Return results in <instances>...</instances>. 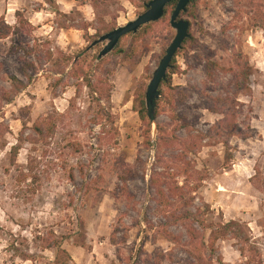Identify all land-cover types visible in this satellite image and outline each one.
<instances>
[{
	"label": "rangeland",
	"instance_id": "1",
	"mask_svg": "<svg viewBox=\"0 0 264 264\" xmlns=\"http://www.w3.org/2000/svg\"><path fill=\"white\" fill-rule=\"evenodd\" d=\"M145 1L0 0V28L2 20L15 26L22 12L43 46L26 58L14 52L17 37L0 39V264H251L253 254L243 257L232 238L218 242L210 256L211 231L199 225L197 242L186 226L168 227L185 250L162 237L170 224L154 178L170 211L191 210L214 227L247 225L256 263L264 264V22L257 18L260 27L252 26L248 0H199L182 15L192 38L172 75L175 104H162L149 132L135 100L147 92L176 36L172 15L144 27L139 37L122 39L102 59L107 43L94 46L144 14ZM239 54L252 69L248 83L234 78ZM65 56L76 58V68L91 75L99 92L88 89L83 74L73 76ZM24 59L39 69L32 83L22 74ZM12 76L27 87L13 90ZM219 97L241 103L237 124L254 129L247 141L229 140V150L218 139L202 140L226 117L225 104L221 114L210 112ZM176 116L186 117L190 128L177 130ZM159 129L170 143H162ZM15 147L21 150L14 159Z\"/></svg>",
	"mask_w": 264,
	"mask_h": 264
},
{
	"label": "trees",
	"instance_id": "2",
	"mask_svg": "<svg viewBox=\"0 0 264 264\" xmlns=\"http://www.w3.org/2000/svg\"><path fill=\"white\" fill-rule=\"evenodd\" d=\"M151 0L145 1V7L147 6V4L150 2ZM249 1V5L252 7V9L254 10L255 16L256 17H251L250 16V22H252V26L254 28H259L260 25L259 23H256L257 18H260L262 20V22H264V4L261 3H255L253 0H248ZM178 1L173 2L172 4H170L167 9H166V16L168 15H172L173 12L176 9ZM199 0H193L189 6L188 11L190 12L191 8L195 9L198 6ZM56 13V12H55ZM58 13V12H57ZM194 14V13H193ZM195 16V15H194ZM16 25L15 26H11L8 25L6 23V21H3V24L0 28V39L1 40H7L11 37H17L18 38V42L20 43L18 46H15V51L14 52H22L24 54V56L26 58H30V57H35L37 56L39 53H41L42 51L40 50L41 46L39 43L41 42L39 39L35 38V27L32 24V22L30 20H28L25 15L22 14V12H17L16 13ZM151 26L145 27L143 30L144 32L146 30H148ZM142 32V31H141ZM139 33L137 36L139 37L140 34ZM191 34V32H190ZM133 35H129L127 37H131ZM87 38H91V37H87ZM126 38V37H125ZM192 38V37H191ZM191 38L189 40L186 41V43L184 44V47L186 46V44L191 41ZM47 44V43H46ZM183 47V49H184ZM181 51L178 52L177 56L175 57V59L173 60L172 63V67L170 69V74H168L167 79L163 82L162 87L160 89L161 92V98L160 100L157 102V110H156V117L157 119L159 118L160 115V109L162 104L163 105H168V106H173L175 104V100H176V95H175V89L172 87V75H175L177 72H179V67L177 65V57L180 54ZM47 57L50 61H52L55 57V54L53 51H48L47 53ZM65 59L67 61V63H69V65L73 66V76L76 78H81L83 76V82H86V86L88 87V89H90L91 91H93L94 93L99 92L100 89L97 88L96 85L93 84V80L91 79V75H87L84 74L83 71H81L82 73H80V70L76 68L77 63L79 64V62L76 60L75 62V57H66ZM235 59V66L236 69L234 70V78L236 79L237 82H244V83H248L251 80V76H252V69L250 67V63L244 61L241 57V55H236L234 57ZM24 66L22 67V74L26 77V79L28 80L29 83H32L34 81V76L35 74H37L39 72V69L37 67V64L31 63L30 61H26V59H24ZM38 62H40V60L38 59ZM211 66H216L215 64H212ZM0 69H1V65H0ZM209 70H211V67L209 68ZM32 72V74H31ZM81 74H83L82 76H80ZM11 82H12V87L13 90H16L18 92H21L22 90H24L27 86L20 81L17 77L12 76L10 78ZM104 84V82L102 81V85ZM243 84V83H242ZM237 88L239 90V88L241 87L240 83H238ZM165 88V90H163L162 88ZM105 91V90H104ZM103 91V93H104ZM167 92V93H166ZM111 92L106 91L107 94V98H111ZM103 96V95H102ZM6 100H8L9 102H12L14 100V97H4ZM104 97H102L100 100H98V102H101L102 99ZM135 103L139 106L140 110H139V114H140V118L141 120L146 123L148 125V129L149 132L152 130V126L150 124L149 118H148V111H147V107H146V93L144 91L140 92L139 95L137 96ZM220 104H225V106L228 108L227 113H226V117L220 121H218L214 126L211 127L210 132L208 133V135H203V139L207 138L208 140H215L218 139L228 150L230 147V142L229 140L234 139V138H240L243 141H247L251 138L254 137V129L252 128L251 125H249L245 130H241L240 126L237 124L238 122V107L242 106L241 103L232 100L231 97H228L227 99H223L222 97H219L218 99H213L212 101V107L210 108V112L212 114L215 115H219L221 114L219 105ZM103 112H105L104 107H102ZM106 113V112H105ZM106 115L108 117H110L109 113H106ZM223 115V114H222ZM176 121L179 122L180 126L178 127L177 130H187L189 129L190 125L188 122V119H186V117H180V116H176ZM187 121V122H186ZM43 125H37L36 126V132H38V134L43 135ZM51 126H49L50 128ZM160 133H164L163 130L159 129ZM163 137H160V140L163 141L162 143H164L165 145L170 143V140L172 138H170L169 135H162ZM226 137V139H225ZM225 139V140H224ZM148 146H152V141L151 139H149L148 141ZM20 147H15L13 149V156L14 159L18 156L19 151H20ZM233 160L232 155L229 153V157L227 158V162H231ZM188 172V171H186ZM257 172V171H256ZM189 173V172H188ZM258 173V172H257ZM187 178H192V175H187V173H185ZM189 176V177H188ZM35 181V179L33 180ZM200 182V184L204 183L203 179H199L198 180ZM154 187L157 188L158 190V194L161 197V201H160V206L163 208L162 214L167 218L168 223L170 225H168L166 227V229L164 228V230L162 231L161 235L162 237H164L167 241H169L170 243L174 244L176 247H179L183 250H185L186 248V244L182 242V240L178 237H176L172 232H170V229L168 227L170 226H177V225H184L187 228V232L190 235V237L194 240V242H197L201 239L202 237V232H207V231H211L212 237H211V247L208 249V252L211 255H214L216 253L215 250V246L218 242L220 241H224L227 238H232L235 241L238 242V244H240V246L242 245V247L239 249L240 253L243 257H246L247 252L250 251L251 254H253V260L251 262V264H258L256 263V259L254 257H256L254 254L255 249L252 248V244L253 241L250 237V229L247 225H245L244 223L241 222H230L228 224H222L219 225L218 227H214V226H209L207 225V223L203 220H200L199 218V214L191 211V210H185V211H170L169 207H170V202L167 198V195L165 193L164 190L162 189H158L159 187V180L157 179H153L152 181ZM251 183L255 185V181L254 179H252ZM200 186H196L194 187V189H192V191L194 193L198 192L200 190ZM180 189V188H179ZM182 190V189H180ZM263 190V189H261ZM175 194L178 195V192H176ZM197 225L200 226L201 230L198 229ZM202 247L207 249V245L204 241H201ZM189 253L191 254L192 257H195L196 260H198L200 263L203 262V258L202 257H198L195 256L194 253L192 251H189ZM213 257V256H212Z\"/></svg>",
	"mask_w": 264,
	"mask_h": 264
},
{
	"label": "water",
	"instance_id": "3",
	"mask_svg": "<svg viewBox=\"0 0 264 264\" xmlns=\"http://www.w3.org/2000/svg\"><path fill=\"white\" fill-rule=\"evenodd\" d=\"M175 1H178V3L171 16V26L177 33L158 69L154 73L146 92L148 118L153 127H157L156 109L157 102L161 98L160 89L162 84L167 79L168 72L178 52L183 49L186 41L191 38V23L184 20L182 15L188 13L189 6L193 0H152L146 7L147 11L139 16L137 20L104 35L94 43V46L107 43L104 50L100 53V58L102 59L108 56L125 37L137 35L144 27L161 21L166 16L167 7Z\"/></svg>",
	"mask_w": 264,
	"mask_h": 264
}]
</instances>
